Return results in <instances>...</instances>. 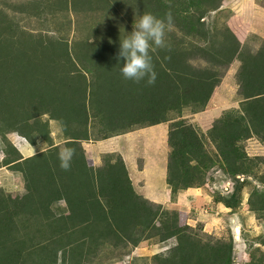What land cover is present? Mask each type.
Segmentation results:
<instances>
[{"label": "trees", "instance_id": "obj_1", "mask_svg": "<svg viewBox=\"0 0 264 264\" xmlns=\"http://www.w3.org/2000/svg\"><path fill=\"white\" fill-rule=\"evenodd\" d=\"M225 2L75 0L71 46L69 0L25 1L8 7L12 15L0 8V153L19 184L15 196L0 187V264H120L143 243L168 245L153 264H234L232 237L214 240L178 226L175 213L135 191L119 155H103L91 168L81 144L168 123L171 199L203 187L213 170L236 183L260 181L263 162L250 158L244 145L253 138L264 144V39L251 50L226 24L207 23ZM145 12L158 18L171 12L174 19L169 47L151 53L153 85L125 80L124 61L117 59L120 40ZM59 15L70 23L66 33L51 22ZM31 20L37 29L24 26ZM233 62L238 107L199 134L184 114L211 108ZM51 122L58 127L54 139ZM10 138L47 149L23 159ZM58 143L75 149L68 170L60 167ZM247 184L216 200L234 210ZM251 188L248 210L261 219L264 189Z\"/></svg>", "mask_w": 264, "mask_h": 264}, {"label": "rangeland", "instance_id": "obj_2", "mask_svg": "<svg viewBox=\"0 0 264 264\" xmlns=\"http://www.w3.org/2000/svg\"><path fill=\"white\" fill-rule=\"evenodd\" d=\"M25 1L29 0H0V8L12 15L8 7H17ZM80 11L82 10L79 9L78 13ZM66 15L65 21L70 19L71 26L70 23H63L64 21H62L60 15L57 16L56 21L51 22L57 23L56 29L60 33L68 32L69 26L71 27L72 30L68 36L69 45L71 46L75 42L76 35L75 0H69ZM213 20L220 25L226 24L241 46L247 45L246 47L255 50L264 39V0H226L221 12L219 14H209L206 22L210 23ZM24 26L37 29L38 24L36 20H31L24 23ZM47 29L49 31L55 30L54 26H48ZM235 67L236 62H233L218 88L214 91L210 103L211 108L196 115L184 114L186 123L193 125L199 134L207 132L212 121L224 113L221 108L229 104V100H232L233 93L236 91ZM219 111L221 112L219 113ZM52 124L54 126L50 124L53 133L51 137L54 139V137H57L58 127L57 124L53 122ZM165 125L167 127L157 125L144 128L146 130L139 132L136 130V133L124 136V138L111 143L113 145L110 148H117V153L125 161L128 174L132 177L133 187L135 186L136 189L142 191L149 190V192H144V195H142L148 200L151 197L161 198L159 202L161 204L156 205L175 213L178 226H188L195 229V232L204 234L214 240L228 241L229 237H232L235 254L234 264H264V217L257 219L254 214L249 212L247 205L252 185L258 190L264 189V144L253 138L252 141L249 140L244 145V150L250 158H257L259 162H263L257 172L260 181L240 178L239 182L236 183L235 180L227 179L222 174V170L218 169L217 172L213 170L209 173L208 183L203 187L194 189V191L188 190L171 199L170 190L165 183L169 124ZM10 140L14 142L22 158L28 156L24 141H19L16 138H10ZM54 143H57V141H54ZM38 144L34 148L36 151L47 149L45 144L40 142ZM58 147L62 149L63 145L60 143ZM34 149H32L33 152ZM245 181L249 184L242 188L241 193L238 192L236 199L239 203L234 210L218 203L217 197L228 198L235 189L239 188L238 184L245 183ZM0 187L13 196L19 189L17 177L7 168L2 167L1 155ZM136 189L135 191L138 193ZM234 202H236L235 199L233 202L231 201V203ZM167 247V244L143 243L120 264H153L151 262L153 256L161 253Z\"/></svg>", "mask_w": 264, "mask_h": 264}, {"label": "clouds", "instance_id": "obj_3", "mask_svg": "<svg viewBox=\"0 0 264 264\" xmlns=\"http://www.w3.org/2000/svg\"><path fill=\"white\" fill-rule=\"evenodd\" d=\"M174 26V19L171 12L166 13L163 18H158L150 12H145L135 19L133 31L122 41L117 59L124 61L120 67V74L125 80L134 83L145 82L153 85L157 79L152 55L156 49H165L169 45L166 40V32ZM2 156V154L0 153ZM75 155V149L63 147L58 153L60 167L68 170ZM3 159V157H2Z\"/></svg>", "mask_w": 264, "mask_h": 264}, {"label": "crops", "instance_id": "obj_4", "mask_svg": "<svg viewBox=\"0 0 264 264\" xmlns=\"http://www.w3.org/2000/svg\"><path fill=\"white\" fill-rule=\"evenodd\" d=\"M235 94H236V91L235 93H233V97H232V100H229V104H226L224 105L223 109L224 112L226 111H230V110H235L237 109L238 105H237V101L234 100L235 98ZM232 102V103H230ZM228 103V102H227ZM212 107V106H211ZM217 107V106H216ZM220 109V110H221ZM221 111H219L220 113ZM165 126L167 127L165 124H160L158 126ZM51 126H54L51 122ZM143 130H146V129H141V130H138L137 132L139 131H143ZM136 133V131L134 132H131V133H127V134H124V135H121V136H117V137H114V138H110L108 140H103V141H83L81 144H82V149L85 150V160H86V164L88 167H91V168H97L101 165V157L103 155H106V154H115V155H119L117 153V148H110L113 144H111L112 142L114 141H118L120 140L121 138H124V136H130L131 134H134ZM53 134V133H52ZM252 141V140H251ZM39 145V144H37ZM36 145V146H37ZM56 145V144H55ZM58 145V144H57ZM35 146V147H36ZM24 147L26 148V151L28 152V156L27 157H23L24 159L26 158H29V157H32L36 154H38L39 152H42L44 149L42 150H39V151H36L34 148L35 147H32L28 144L25 143ZM32 149H34V152L32 151ZM112 149V150H111ZM115 149V150H114ZM120 156V155H119ZM121 157V156H120ZM122 158V157H121ZM123 160V159H122ZM100 161V163H99ZM124 165H126L125 161H123ZM126 167V166H125ZM128 172V171H127ZM129 175V174H128ZM130 180H131V183H132V177H130ZM133 185V184H132ZM134 189H136V187L134 186ZM138 193H140L141 195H144V192H149V190H145V191H142V190H138ZM166 190V189H164ZM153 191V189H152ZM194 191V190H192ZM164 197V195H162ZM147 199V198H146ZM160 199L159 197H151L150 201L151 203H154V204H161L159 203L160 202ZM158 201V202H156Z\"/></svg>", "mask_w": 264, "mask_h": 264}]
</instances>
